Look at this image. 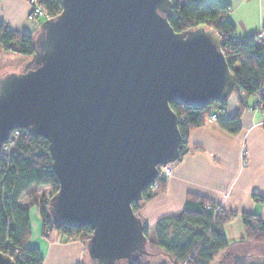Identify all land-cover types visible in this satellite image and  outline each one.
Wrapping results in <instances>:
<instances>
[{
  "label": "water",
  "instance_id": "1",
  "mask_svg": "<svg viewBox=\"0 0 264 264\" xmlns=\"http://www.w3.org/2000/svg\"><path fill=\"white\" fill-rule=\"evenodd\" d=\"M173 0H63L39 23L20 71L0 76V150L13 129L49 141L59 181L49 211L59 225H90L96 264L150 254L133 202L180 156L171 101L205 106L235 84L220 35L176 31ZM0 264H16L0 251ZM231 264H264L236 253Z\"/></svg>",
  "mask_w": 264,
  "mask_h": 264
},
{
  "label": "trees",
  "instance_id": "2",
  "mask_svg": "<svg viewBox=\"0 0 264 264\" xmlns=\"http://www.w3.org/2000/svg\"><path fill=\"white\" fill-rule=\"evenodd\" d=\"M34 1L44 11L41 16L46 18L58 15L63 6V0ZM228 9V5L219 0H173V14L169 21L176 31L204 25L220 35L221 48L235 75L229 97L234 94L239 103L234 116L222 117L219 113L227 110L229 97L212 100L205 106L171 101L182 135L178 160L188 150L190 131L202 126L213 113L217 114L216 120L223 128L237 134L242 127L241 117L245 109L256 108L249 102L251 96L258 95L263 102L260 109L264 112V92L261 91L264 83V26L257 33L238 37L235 24L227 15ZM35 33L11 29L0 19V48L31 56L35 50ZM234 36L237 37L235 40ZM225 46H229L228 51ZM52 162L48 139L28 135L14 145L10 164L0 174V251L12 256L16 264L43 263L39 248L27 245L31 237L30 209L33 205L38 208L42 219L43 236L49 238L51 232L57 231L68 239L80 237L87 244L92 235L90 225L74 227L56 223L49 211L51 197L38 198L35 193H30L35 185H51L54 193L58 191L59 181ZM166 184L167 179L159 177L156 183L144 188L143 200L133 202L135 212L139 213L146 202L163 192ZM25 196L27 203H23ZM236 215L237 212L226 210L207 197L189 192L179 213L157 221L154 239H150L147 227L150 254L120 264H213L216 256L229 248L224 225ZM241 218L246 239L264 242V218L250 212H242Z\"/></svg>",
  "mask_w": 264,
  "mask_h": 264
},
{
  "label": "crops",
  "instance_id": "3",
  "mask_svg": "<svg viewBox=\"0 0 264 264\" xmlns=\"http://www.w3.org/2000/svg\"><path fill=\"white\" fill-rule=\"evenodd\" d=\"M207 2L209 0H201ZM228 5L227 15L235 24L237 36L243 37L261 31L264 26V0H219ZM28 0H0V19L11 29L35 32L39 20L31 19ZM264 92V83L261 87ZM258 95L250 97L256 104ZM239 109L233 94L222 117H232ZM241 130L234 134L208 116L204 124L190 131L187 152L174 163L171 176L163 192L155 195L139 210L148 227L150 239L156 235L157 221L179 213L189 192L200 194L237 215L225 223L229 248L236 253L264 257V244L247 241L241 218L242 212L256 213L264 218V115L260 108H247L241 117ZM37 208V207H36ZM31 237L27 245L38 247L42 264H90L86 244L80 237L68 239L53 231L50 237L42 234V219L33 214ZM246 249V252L242 250ZM238 251V252H237ZM224 253V254H225ZM220 255V253H219ZM218 256V255H217ZM216 256V257H217ZM218 260L215 258L213 264Z\"/></svg>",
  "mask_w": 264,
  "mask_h": 264
},
{
  "label": "built area",
  "instance_id": "4",
  "mask_svg": "<svg viewBox=\"0 0 264 264\" xmlns=\"http://www.w3.org/2000/svg\"><path fill=\"white\" fill-rule=\"evenodd\" d=\"M29 3L31 4V10L29 13V17L31 19H37L39 16L44 15V11L41 7L37 6L35 4L34 0H29ZM260 36H262V33H260ZM237 37L234 36L233 39L235 40ZM225 50H229V46H225ZM224 51V49H223ZM263 104L262 101L258 98L257 103L255 104L256 108H260V106ZM264 115V112H263ZM210 119L216 120L217 114L213 113L209 116ZM30 135L27 129L23 128H16L13 129L10 133L9 138L3 143L1 150H0V174H2L4 171L7 170V167L10 164L11 159V152L14 147V145L23 137H26ZM174 169V165L172 163H167L159 166V174L158 177L161 178H168L172 175ZM157 179L154 183H156ZM153 185V184H152ZM54 192H49L47 194V197L53 196Z\"/></svg>",
  "mask_w": 264,
  "mask_h": 264
},
{
  "label": "rangeland",
  "instance_id": "5",
  "mask_svg": "<svg viewBox=\"0 0 264 264\" xmlns=\"http://www.w3.org/2000/svg\"><path fill=\"white\" fill-rule=\"evenodd\" d=\"M45 18L46 17H44V16L39 17V22H42ZM30 57L31 56L22 54L20 52L0 48V76H3L4 74H6L8 72L20 71L24 67L25 63L30 59ZM174 163L175 162H172L173 165H174ZM166 179H168V178H166ZM156 187L157 186L154 185V189H156ZM52 189L53 188L51 185H40V186L35 185L30 189V193H35L38 198H44V197H47V194L49 192H53ZM26 201H27V197L25 196L23 198V203H27ZM35 213H36V216L38 218V208H36V206L33 205L30 209L31 222H33V214H35ZM249 242H252L254 244L255 243L264 244V242H262V241H249ZM153 249L157 250V248H153ZM248 249H249V250H247L248 253H253L254 250H256L253 247H248ZM242 251L246 252V249H244ZM224 253L220 252V255L218 254L216 259L219 260ZM90 264H92V262ZM215 264H218V261Z\"/></svg>",
  "mask_w": 264,
  "mask_h": 264
},
{
  "label": "flooded vegetation",
  "instance_id": "6",
  "mask_svg": "<svg viewBox=\"0 0 264 264\" xmlns=\"http://www.w3.org/2000/svg\"><path fill=\"white\" fill-rule=\"evenodd\" d=\"M233 259L234 255L232 254V250H230L229 252L222 255V257L218 260V264H231Z\"/></svg>",
  "mask_w": 264,
  "mask_h": 264
}]
</instances>
